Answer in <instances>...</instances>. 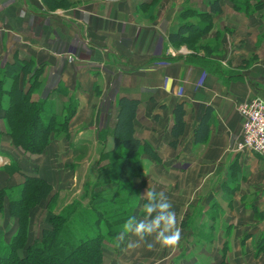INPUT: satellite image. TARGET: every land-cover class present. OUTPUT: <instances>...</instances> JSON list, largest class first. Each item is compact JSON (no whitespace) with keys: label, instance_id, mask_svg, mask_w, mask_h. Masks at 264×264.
<instances>
[{"label":"crops","instance_id":"1","mask_svg":"<svg viewBox=\"0 0 264 264\" xmlns=\"http://www.w3.org/2000/svg\"><path fill=\"white\" fill-rule=\"evenodd\" d=\"M57 1L60 4L54 1L56 5L51 8V0H0V70L30 57L36 67L45 68L41 77L44 86L33 93L34 101L49 96L59 80L68 90L66 102H78L69 125L70 136H54L42 154L26 152L7 137L0 140L5 151L0 157V182L5 185L9 180L6 166L19 156L20 169L13 182L23 183L26 175H41L52 184L54 201L63 190L70 191L76 185L78 171L74 166L84 145L92 144L84 139L92 131L99 132L102 139L92 146L100 151L99 161L102 155L98 164L107 167L115 154H125L123 147L115 150L112 135L117 101L121 97L138 99L135 134L159 158L148 152L140 154L142 173L123 184L118 192L123 199H116L114 214L126 219L119 223L124 225L135 218L131 224L135 228L157 215L147 217L145 193L163 192L172 204L181 238L175 247H162L155 241V233L140 241L129 232L119 246L107 239L104 264L110 260L113 264H204L201 258L186 259L197 244L208 260L206 264H218L225 245L226 264L231 263L229 255L240 264L263 258L264 253L256 254L252 247L256 235L258 243L262 241L253 225L264 228L252 205L264 212V157L239 151L237 141L243 132L239 104L255 96L264 98V0H223L220 13L213 12L209 0ZM203 16L213 22L204 32L209 31L204 35L205 49L171 41V34L187 24L196 25ZM192 54H209V67L188 60ZM4 81L7 86L12 83L8 77ZM52 92L47 112L57 108L62 113V98ZM107 92L114 104L105 119L101 103ZM180 103L186 110L185 132L173 147L174 110ZM209 106L213 108L210 134L205 141L195 143V130ZM2 114L0 108V130L5 127ZM77 143L82 146L77 147ZM107 168L98 184L105 181ZM235 185L240 188L232 191ZM113 196L117 197L115 192ZM45 211L43 205L33 220L37 235V229L50 227L42 221ZM5 212L0 230L4 243H8L17 222ZM241 218L257 223L249 226ZM157 224L156 230H162L163 221ZM241 224L242 234L231 235ZM150 226L156 228L155 224ZM227 229L229 233H225ZM204 233L209 236L203 237Z\"/></svg>","mask_w":264,"mask_h":264},{"label":"trees","instance_id":"2","mask_svg":"<svg viewBox=\"0 0 264 264\" xmlns=\"http://www.w3.org/2000/svg\"><path fill=\"white\" fill-rule=\"evenodd\" d=\"M54 1L60 4L57 0H51L50 6L54 7L56 5ZM221 1L223 0H209L213 12H221ZM201 34H203V31L195 24L190 23L181 27L176 34H171L170 38L171 41L191 44V41H195ZM187 59L198 62L204 67H209L208 64L211 62L207 58L194 55L188 56ZM44 70V65L36 67L34 60L30 57L17 59L13 63L6 64L5 68L0 70V108L3 111L2 117L6 122V128L0 130V140L7 137L15 146L22 147L25 151L33 154L44 153L55 135L63 133L64 136L68 137L69 126L67 124L70 125V121L76 113V102L74 100L67 108L69 112L68 110L66 113L65 111L62 113L50 111V114L47 112L49 101L45 99L32 100L33 93L44 86L41 78H39ZM5 77L11 78L10 87L5 85ZM26 79L30 81L29 86L26 84ZM5 98H8L7 106L4 105ZM139 105L140 101L138 99L129 97H121L117 101L116 123L112 135L115 150L123 147L126 152L124 155H114L115 157L107 166L109 168L105 171V181L112 182L115 179L121 183H129L133 177L140 176L142 168L139 157L141 153L148 152L153 157L159 158L158 153L147 142H142L135 134V120ZM185 114L184 104H178L174 110L173 147H177L179 137L185 132ZM212 118L213 108L209 106L199 127L195 130V143L207 139L210 134ZM30 127L36 129L31 136L28 135ZM37 132H39L38 137ZM34 187L36 191L32 192ZM52 190V184L45 178L36 175L26 177L20 191V198L16 201H10L9 207L12 216L18 218L19 227L17 226L15 234L8 243H4V232L0 230V264H76L78 260L80 262L85 260L84 258L87 255L91 256L92 261H90V264H102L104 241L109 239L117 243L116 237L122 231L121 227L124 225L119 223L126 221V219L124 217L117 218L118 213H113L112 216L109 215L106 205H104L106 199L109 198L98 191H95L97 196L94 202L96 205L92 209L94 212L81 211L79 213L80 216H83L80 220L82 223L79 229L83 228L84 230L74 231L78 227L65 224L69 220V210L67 209L58 215H52L51 222L53 226L50 225L52 228L44 227L42 237L36 238L33 242H28L29 206L33 204L34 208L39 204V200L50 202L49 199L54 197ZM7 195V189H0V210L4 208ZM85 218L86 220H84ZM117 221L119 222L115 224ZM263 249L264 236L257 253L262 252ZM22 250L25 253H21ZM90 252H93L94 256Z\"/></svg>","mask_w":264,"mask_h":264},{"label":"rangeland","instance_id":"3","mask_svg":"<svg viewBox=\"0 0 264 264\" xmlns=\"http://www.w3.org/2000/svg\"><path fill=\"white\" fill-rule=\"evenodd\" d=\"M50 7L53 8L52 6H50ZM212 23H213L212 21L207 20L205 18V16H203L202 20L198 21V23L196 25L204 33L205 31L210 29L209 25H212ZM208 32H206V33H208ZM206 33L199 35L195 39V41H191V44H188L187 46L189 48H195L196 50H200L199 48L205 49L206 46H205L204 41H205V39H206L205 37H207V35L206 36H204V35ZM76 47H78V46H76ZM192 55H194V54H192ZM194 56L200 57V58H206V57L209 58L210 55L207 54V56H203V57H201L199 55H194ZM42 75H40L39 78H41ZM28 77H29V75H28ZM28 77H27V79H28ZM39 78H38V80H40ZM9 79L11 80V78H9ZM27 79H26V81H27ZM31 80H33V79L31 78ZM56 82L58 84L55 83L56 86L54 84V89H53L55 91L54 93H56L55 97L62 98V100L60 101L61 102L60 105H61V108H63V110L66 113L67 110H68L67 108H68L69 104L72 103L73 100H70V101L66 102L65 98H66L67 94H65V93L66 92L68 93L67 87H65L64 84L61 81H59V80L56 81ZM42 83H43V81H42ZM29 84H27V86H29ZM9 85H8V87H10ZM53 90L49 91L48 92L49 96H47L45 98L46 101H49L48 104H50L49 98H50L51 93H53L52 92ZM111 96L112 95L107 92L106 95H104V97L102 99L101 108L104 111V115L103 116H105V119H106V116H107V112H109V110H110L109 107L114 104L113 101L111 102V100H112ZM7 100H8V98H7ZM7 100L4 103V105H6V106L8 104ZM32 100H33V98H32ZM74 101L76 102V109H77L78 102L76 100H74ZM48 104H47V106H49ZM53 104L55 105V102ZM53 111H57L58 112L59 110L57 108H54ZM68 112H69V110H68ZM95 122H96L95 129H98V120L96 119ZM3 123H4V126H5L4 129H5L6 128V122L3 120ZM67 126H69V125L67 124ZM35 130H36L35 127H30L29 130H28V135H30V136L33 135V133H35ZM58 133H60V132H58ZM99 134H100L99 132L96 133V132L92 131L90 137H87V138H84V139H85V141H93V142L96 141V140L98 141V139L102 140L99 137ZM64 135L65 134L62 133V134L55 135V136L58 137V136H64ZM38 136H39V132H37V137ZM69 136H70V132H69ZM78 136H80V135H78ZM78 138H79V140L83 139V137H81V136L78 137ZM79 142H82V141H79ZM93 142H91L92 144L87 145L88 148H87V146L84 145V148H83L84 151L81 152L80 154H78V156H77L78 157L77 161H79V162L74 167L78 171V173H77L78 174V178H77L76 185L74 186V188H72V190H70V191L63 190V192H61L60 195H58L54 199V201H52L53 200L52 198L49 199V200H51L50 202H48L46 200H42V201L39 200L38 201L39 204L36 205L34 208L32 206L33 204L29 206V213H30L29 214V218H30V221H29V224H28V232H27L28 237L27 238H29L30 241H28V242H33V240H35L36 238L42 237V235H43V230L44 229H41V230L37 229L36 232L39 233L37 235V233L35 234L34 227H32L33 226V220H34L35 216L37 215L36 213L38 212V210H40V207H42L43 205L46 206V211L44 213V217L42 218L43 222H45L48 225H52V222H51V218L53 217L52 215H58L62 211L64 212L65 210L68 209L69 210V212H68L69 220L65 224H67L68 226L78 227V228L74 229V231H79L80 229L84 230L83 228L79 229V226L82 223L80 220L83 218V216H80V214H79L81 211L94 212V211H92V209L96 205V204H94V202L96 200V196H97L95 194V193H97V192H95L96 190L97 191H101L102 195H107L108 196L109 199H106V201H105L106 203H104V205H106V210L109 213V215L112 216L114 211L117 209V205L115 204V201H116L117 198L120 199V200L123 199L122 197L119 196L118 192H120L124 188L123 187L124 183H121L119 180H114L112 182L101 180V183L98 184V182H100L99 181L100 178L102 179V176H104L103 175L104 169L107 168V167L98 164V162L101 163V156L102 155H100V161H99V152L100 151H99L98 148L92 147V146H96L95 143H93ZM0 146L2 147V144H0ZM76 146L77 147H81L82 145H81V143H77ZM26 152H29V151H26ZM29 153H31V152H29ZM4 154H5V151L0 148V157L3 156ZM31 154H33V153H31ZM17 157L19 158V156H17ZM17 157H16V159L15 158L12 159L11 165L8 164L6 166L5 170L7 172V178H8V176H11L9 178V180L5 182V185H3L0 182V189H7V194H8L7 198L5 199L4 208H2L0 210V221L3 219L2 212L4 210H6L5 213L8 216H10L11 218L15 219L16 222H17V226L19 227L18 218H15L14 216H12V214L9 211V209H10L9 208L10 207V201H13V200L16 201L18 198H20V191L22 189V185L26 181V179H25V181L23 183H15L12 180L13 175L15 173H17L19 171V169H20V166L18 164L19 161H18ZM84 157H86V162H87V160H89L90 163L87 164L86 162H84V164H83L82 161H83ZM14 161L17 162V163H13ZM0 163H1V160H0ZM141 173H142V171H141ZM27 176L28 175H26V177ZM38 176L42 177L41 175H38ZM236 188L239 189L240 185L239 186L235 185V188L232 191H235ZM35 191H36V189L34 187L32 192H35ZM84 191H85L86 194L81 196V194H84ZM53 192H54V188L52 190V194H53ZM113 192L116 193V195H117L116 198H115V196H113ZM54 194H55V192H54ZM251 198H253V197L251 196ZM251 198L248 199V201H245V202H249L250 200H252ZM51 202H52V204H51ZM252 207H253V209H255V212H256L255 217H256V219H259L260 221L264 222V212L259 211L257 206H253L252 205ZM59 208H61V210L57 211V210H59ZM84 220H86V218ZM240 220H247V219L246 218H241ZM251 223H257V221L249 222V220H247L243 224H249V226H250V225H252ZM258 223H261V222H258ZM262 224L264 225V223H262ZM52 226L50 228H52ZM104 226L106 227V225H104ZM241 226H242V224L239 225V229H237V230H235L233 228V232L230 233V234L232 235V234H234L236 232L235 235L237 233H239L241 235L242 234ZM253 228L256 229L255 233L258 232V234L261 236V238L264 236V228H262V227L258 228L257 226H254V225H253ZM204 229L208 230V228H204ZM105 232L107 233L106 228H105ZM211 232H213V229L211 230ZM225 233H229V229L225 230ZM35 236H38V237L33 238ZM208 236L209 235L207 233L203 234V237H208ZM258 242H259V237L256 235L255 238H254V242L252 244V247L255 250L254 253H256V254H258L257 251H259L260 243H258ZM120 244L123 245L122 242H120ZM193 247L194 246H191V248H193ZM200 248H201V245L197 244L195 249L191 253L186 255V259L187 260H191L193 258H195V259L196 258H201V260L203 259L202 262L204 264H206L208 262V260L205 259L206 256L201 255V253L199 252ZM119 250H122V247H120ZM227 250H228V245L227 246L225 245L224 255L219 256V261L217 262L218 264H226L227 263V260H226V257H225L226 253H227ZM260 250H262V249H260ZM21 253H25V251L22 250ZM90 253L92 254V256H94L93 252H90ZM261 253H264V249H263V251ZM104 254H105V251H104ZM104 256H103L102 264H104V261H105ZM84 259L85 260H82L81 262H80V260H78V262L76 264H88V263L90 264L91 263L90 261H92L91 260V256H89V255H87L86 258H84ZM233 259L235 261L232 262ZM117 260H119V259H117ZM230 261H231L232 264H240L239 260L234 258V257H232L231 255H229V259H228V262H230ZM109 262H110V264H113L114 260H110ZM179 262L181 264H185L186 263L185 261H179ZM231 263H228V264H231ZM242 264H264V257L261 258L258 261L253 260V261L250 262L248 260H245V262H243Z\"/></svg>","mask_w":264,"mask_h":264},{"label":"clouds","instance_id":"4","mask_svg":"<svg viewBox=\"0 0 264 264\" xmlns=\"http://www.w3.org/2000/svg\"><path fill=\"white\" fill-rule=\"evenodd\" d=\"M145 195L148 198V203L144 205V211L147 213V217H152L153 213H157L156 217L151 220L141 221L136 224L135 228L131 227L135 218H131L124 225V231L117 237V244L122 242L125 235L129 232L139 237L140 241H144L146 237L153 236L155 233V241L160 243L162 247H175L181 238V231L176 227V215L172 210V204L168 200L167 196L161 192L147 191ZM157 221H163L164 227L162 230L157 231L159 224ZM155 224L156 228L150 225ZM149 225V226H146ZM133 245L129 244V247ZM150 248L151 244L148 245Z\"/></svg>","mask_w":264,"mask_h":264},{"label":"built area","instance_id":"5","mask_svg":"<svg viewBox=\"0 0 264 264\" xmlns=\"http://www.w3.org/2000/svg\"><path fill=\"white\" fill-rule=\"evenodd\" d=\"M239 112L243 117V132L237 149L264 157V98L255 96L244 100L239 104Z\"/></svg>","mask_w":264,"mask_h":264}]
</instances>
